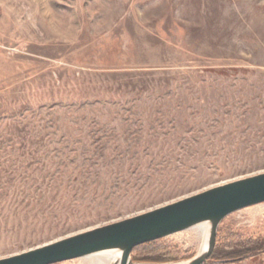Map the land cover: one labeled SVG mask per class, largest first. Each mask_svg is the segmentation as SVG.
<instances>
[{"label":"rangeland","instance_id":"374dc122","mask_svg":"<svg viewBox=\"0 0 264 264\" xmlns=\"http://www.w3.org/2000/svg\"><path fill=\"white\" fill-rule=\"evenodd\" d=\"M261 171L264 0H0V258ZM220 228L264 242V202Z\"/></svg>","mask_w":264,"mask_h":264},{"label":"water","instance_id":"95a60500","mask_svg":"<svg viewBox=\"0 0 264 264\" xmlns=\"http://www.w3.org/2000/svg\"><path fill=\"white\" fill-rule=\"evenodd\" d=\"M264 202V171L228 180L176 200L0 258V264H55L97 253L113 252L110 264H223L212 260L225 218ZM207 227L199 251L182 263L133 259L135 247L168 235ZM243 257L239 258L242 259Z\"/></svg>","mask_w":264,"mask_h":264},{"label":"trees","instance_id":"16d2710c","mask_svg":"<svg viewBox=\"0 0 264 264\" xmlns=\"http://www.w3.org/2000/svg\"><path fill=\"white\" fill-rule=\"evenodd\" d=\"M161 240L151 241L134 248L132 256L135 260L165 262L174 259L160 244ZM264 242L251 236H239L237 233L221 228L218 231L216 246L212 255L213 259L228 260L230 256L251 255L262 252ZM162 248V249H161ZM164 248V249H163ZM257 252V253H258Z\"/></svg>","mask_w":264,"mask_h":264},{"label":"bare ground","instance_id":"6f19581e","mask_svg":"<svg viewBox=\"0 0 264 264\" xmlns=\"http://www.w3.org/2000/svg\"><path fill=\"white\" fill-rule=\"evenodd\" d=\"M205 229H207L205 224L202 225V227L200 226L201 232L205 231V234H206L207 230H205ZM113 257H114L113 252H104V253L98 254V257H96L95 260H93V261L84 260L83 264H110V262L113 260Z\"/></svg>","mask_w":264,"mask_h":264}]
</instances>
